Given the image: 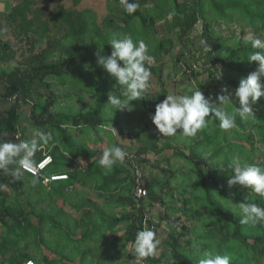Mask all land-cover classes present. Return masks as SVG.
<instances>
[{"label": "trees", "instance_id": "16d2710c", "mask_svg": "<svg viewBox=\"0 0 264 264\" xmlns=\"http://www.w3.org/2000/svg\"><path fill=\"white\" fill-rule=\"evenodd\" d=\"M18 1L16 4L10 3L7 22L0 25V62L14 58L15 40H26V43H31L32 48L26 50L29 55L25 56L24 62L15 64L12 72L0 74V107L4 106L0 110V137L19 142V137L22 136L20 108L28 104L31 108L30 117L35 125L44 128V132L53 133L52 141L36 153L34 160L36 162L49 154L53 161L42 176L38 177L35 185L31 183L33 175L28 172H24L19 180H13L10 175L0 171V184L5 185L0 190V264H24L29 260L37 261L38 264L134 262L132 249L128 247L133 245L136 232L144 229L145 216L150 215L149 206L166 204L162 189L166 187L171 190L172 181L178 180L181 171L179 166L171 164L168 168H161L165 174L169 173L167 177H150L145 173L143 186L148 194L141 200L137 211L132 197L136 172L134 165L144 171L145 164L149 163L144 155L149 150L159 154L165 149H172L173 156L184 160L187 165L185 179L183 177L179 181V187L185 193L191 189L190 196L180 199L183 208L176 210L191 211L192 217L196 221H202L203 225L202 230L196 232L184 225H180L179 229L178 221L171 222L169 240L164 242L169 245L170 252L159 257H149L144 261L145 264H197V259L205 250L229 255L231 264H264V222L254 227L241 225L240 215L231 210L236 209L242 201L264 207V199L239 185L230 187L227 183L229 177L218 185L217 179L211 174L213 171H221L218 168V171L211 170L213 167L229 162L230 158L219 165H213V157L218 153L220 155L227 146L231 147V155L239 157L241 163H256L255 154L259 147L256 141L251 145L247 144L248 138L254 136L248 131V127L255 129L258 141L264 147V97L253 105L254 118L241 121L237 117L236 128L225 132L216 122L214 125L218 129H214L212 133L211 127L197 133L196 145L208 146L215 143L217 151L212 155L205 153L204 149H201V153L195 152V146L180 144L176 136H159L157 129L154 135L147 138L148 135L144 136L146 123L140 124V130L136 132L140 146L133 142L125 146L114 141L111 130L118 125L122 135L124 127L119 126L118 121L109 125L110 115L107 116L106 112L108 96L113 94L110 92L114 91L115 81L100 66L83 68L84 70L77 66L85 65L88 58L97 65L95 53L99 46L106 55L110 54L111 46L108 43L113 34L130 35L134 38V31L142 26L146 36L137 37V41L143 40L148 45L149 54L159 62L157 65H146L151 73H157L161 78L162 68L165 66L161 61V54L178 40L180 48L173 61V73L189 79L195 85V90L186 89L188 95L198 89L206 98L212 95L213 99L219 94H226L222 89L234 93L241 79L246 78L257 67L256 62L249 63L246 59L255 50L247 43V39L235 38L234 44L223 51V38H215L214 27L221 21L235 20L240 24L242 33L249 29L252 34L264 38V0H129L138 5L133 14H127L119 2L115 5L110 3V12L104 17L102 24H98L94 11L78 8L80 0H74V10L67 11L61 6V9L56 8L51 15L44 14L46 8L39 7L38 0ZM161 20H165L169 31L174 33V39H158L155 36L153 28ZM198 20L203 22L204 37L211 50L196 56V52L203 49L200 37L191 38ZM4 27L8 29L7 34H11L8 38L2 35L1 29ZM38 39L45 41L46 46L35 53ZM104 41L106 45H103ZM57 54L59 57H56ZM205 64L209 67H205ZM220 73L221 76L217 79L216 75ZM75 74L78 79L73 82ZM48 77L61 82L65 88L63 96L56 95L53 90L47 95L39 90V86ZM200 77L202 81L198 80ZM160 82L162 89L153 95L148 104L145 102V94L142 99L137 100L138 104L135 106L138 109L141 107L144 115L149 111L154 114L156 104L168 95L164 81ZM87 94L95 100L94 105L85 102L77 106L76 99L80 100ZM59 100L66 101L67 105L55 107ZM231 104L232 108L237 106L234 101L229 105ZM53 107L55 111L51 109ZM77 129L90 138L92 145L73 135ZM101 133L108 138L110 146H121L128 153L125 161L114 165L111 171H106L99 165L104 146V136ZM132 134L128 131V136ZM221 136L228 141L220 140ZM160 140L165 141L162 146H159ZM186 148L190 149L187 151ZM205 155L207 157H202ZM259 156L263 158L259 164L264 167V152ZM205 169L208 170V175L205 174ZM196 173L205 176L204 189L198 195V184L190 183L191 178L195 179ZM52 174H65L67 177L49 182L48 189L43 185V178H49ZM184 180L185 186L182 183ZM76 186L95 190L102 197V203L98 204L85 196ZM6 188L14 191V194ZM165 194L169 196L170 193ZM21 195L25 196L22 198ZM66 204L76 210V218L66 213ZM117 208L120 209V214L115 211ZM174 211L175 208L169 206L159 216L170 221ZM153 221H148L147 229L154 230L157 235V224ZM120 227L125 231L119 235L117 229ZM76 228L80 231L77 232ZM187 232H195L196 235L194 239L190 238L184 243L181 238ZM107 234L115 236L109 239ZM193 242L202 244L200 252H196Z\"/></svg>", "mask_w": 264, "mask_h": 264}, {"label": "clouds", "instance_id": "9594fccd", "mask_svg": "<svg viewBox=\"0 0 264 264\" xmlns=\"http://www.w3.org/2000/svg\"><path fill=\"white\" fill-rule=\"evenodd\" d=\"M123 10L131 15L138 5L129 0H119ZM264 35V33H262ZM205 50H211L206 41L200 42ZM247 43L255 51L247 56L249 63L256 62L257 67L246 78L241 79L234 93L228 89H222L226 94H219L213 99L206 98L200 89L186 94H169L160 103L156 104L155 112L151 120L158 130L159 136L174 137L180 133V139L192 138L197 133L208 127L209 121L215 119L219 122L218 127L227 132L237 127V117L241 121H248L254 118L253 105L257 104L261 97H264V38L252 34L247 38ZM111 46L110 54H102L103 48L99 45L95 53L96 64L102 67L115 81L112 91L108 96L107 103L114 110L135 109L131 102L143 98L145 91L150 87L151 71L146 65L155 63V58L149 54L148 45L143 40L134 41L130 35L119 33L113 34L108 43ZM221 73L216 75L219 79ZM119 90V95L114 94ZM237 105L229 111L230 102ZM53 139L52 132H43L39 129L33 132L32 138L27 141H13L0 137V171L10 175L13 180H19L22 174L27 171L33 174L31 183L38 182L36 172V153L42 150L43 146L49 144ZM127 151L121 146L105 147L99 159V165L106 171H111L117 163H123ZM47 163V161H45ZM40 168L44 164L39 165ZM229 174L228 185H239L247 188L253 194L264 199V167L259 163H241L239 157L229 160L226 165L216 167ZM139 175V172L137 173ZM5 185L0 184V190ZM231 209V208H228ZM233 213L239 214L241 225L256 226L264 222V207L256 203L239 202ZM160 245L156 232L152 229H141L136 232L132 247L134 264H143L149 258L154 257ZM197 264H231L229 255H220L212 250L202 252Z\"/></svg>", "mask_w": 264, "mask_h": 264}, {"label": "rangeland", "instance_id": "374dc122", "mask_svg": "<svg viewBox=\"0 0 264 264\" xmlns=\"http://www.w3.org/2000/svg\"><path fill=\"white\" fill-rule=\"evenodd\" d=\"M14 0H6V2H4V4L0 7V20H5L6 19V11L11 7V4ZM117 2H119L118 0H80L79 2V9H89L92 12L94 11L96 16H97V22L98 24H102L103 19L105 16H107V14H109L110 9L108 7V4L112 3V4H116ZM11 3V4H10ZM38 6L39 7H45V11L44 14L45 15H51L53 11L56 10V8H60L61 6L65 7V9L67 11L69 10H74V0H38ZM96 28V27H94ZM156 32V37L158 39H162V38H171L174 39V33L169 31V28L167 27L165 20H161L160 22H158V24H156L155 28H153ZM215 38L221 37L223 38V51H226L228 49L229 46H232L234 44V39L236 38L237 40L241 39V38H245L247 39L249 35H252V31L249 29L245 30V33H242L241 31V26L239 23H237V21L232 20L229 22H223L221 21L219 24H217L215 27ZM3 30V28L1 29ZM8 33V29L6 27H4V30L2 32V35L4 36V38H8L11 34H7ZM134 35L135 37L133 38L134 41H137V37L140 38L146 36V32L145 30H142V26L140 28H138V31H134ZM234 34V35H233ZM142 39V38H141ZM37 47H35L34 52H39L42 48H44L46 46L45 41H42L40 39L37 40ZM176 44H174L171 48L167 47L164 52L161 54V61H163L164 63V67L162 68L163 71L161 72V78L158 76L157 73H151V79H150V87L145 91V102L146 104H148L150 102V100L152 99L153 95L157 94L158 92H160V90L162 89V83L160 82V80H163L165 83V88L168 90V95L169 94H186L188 95L189 92L186 91V89H193L195 90L196 87L195 85L189 80L186 79L184 77L178 76L177 74L173 73V61L176 57V53L179 51V42L178 40L175 41ZM103 45H106L105 41L103 42ZM31 43L27 42L26 40L23 42L17 41L15 40V42L13 43V48L14 50H16V54L14 56V58L10 61L7 62H0V74L1 73H10L12 72V70L14 69L15 64H17L18 62H24L25 56L29 55V52H27V49H30L32 47ZM89 49H92L91 47ZM196 49V47H195ZM197 50V49H196ZM83 53H85L83 51ZM23 54H25L23 56ZM103 54L106 55V53L103 51ZM227 54V53H226ZM86 56H90V54H86ZM56 57H59V55L57 54ZM159 64V62H156L152 64V65H157ZM77 66H80L82 68H80V70H84L83 68H97L98 65H95L91 59H87L85 61V65L84 64H77ZM76 69V68H75ZM74 69V72L76 73V70ZM85 71H87L85 69ZM170 73V74H168ZM73 82L75 80L78 79V77L76 76V74L73 77ZM203 78V76H202ZM202 78H198V80L202 81ZM62 79V78H61ZM264 78H262L263 80ZM72 82V83H73ZM196 82L198 83V81L196 80ZM47 84H49L50 86H47ZM74 84V83H73ZM71 85V84H70ZM73 86V85H71ZM114 89V88H113ZM39 90L44 93V94H49V92H51L50 90H53L54 92H56V95L60 94V97L63 96V94H65V88H63V85L61 84V82L59 80H56L55 78H50L48 77L44 83H42V85L39 86ZM115 91V89H114ZM117 94L119 95V90L116 91ZM72 93V92H71ZM72 95H75L72 93ZM76 96V95H75ZM210 97L214 98L212 95H209ZM94 101L93 97L90 94L85 95L82 99H76V105L80 106L83 103H87L88 105H94ZM73 103V102H72ZM133 105H137L138 101H132L131 102ZM142 104V103H141ZM65 105H67L66 101H58L57 104L55 105V107L58 108V106L60 107H64ZM91 105V106H92ZM7 107H9L10 105H6ZM233 104L229 105V108H232ZM55 107L51 108L52 110L55 111ZM30 105L28 104H24L21 106L20 108V113H21V130L20 133L22 134V136L19 137L18 141H27L30 140V138H32L33 132L37 129H39L40 131H45L44 128L39 127L37 125H35L34 121L32 120V118L30 117ZM230 111V109H229ZM106 112H107V116H109V125H114L116 121H118V123L120 124L119 126L124 127L123 128V134L121 135L119 133V128L118 125L113 126L112 133L114 136V141L115 142H120L122 144H125V146H129L131 144V142H133L136 146H140V143L137 138H136V132H139L140 130V124L146 123L147 124V129L144 133V136L148 135L147 138H149L151 136V134H155L156 133V127L153 124L152 120H151V116L153 115V112L149 111L147 112L146 115H144L142 113V108L140 107L138 109L137 106H135V109L132 112H129L127 110H114V108L109 104L106 106ZM144 115V116H143ZM219 124V122L215 119H211L209 121V126L211 127V131L210 133H212L214 131V129H218L216 127V125L214 124ZM24 129V131H23ZM110 130V128H108ZM128 131H131L132 136H128ZM248 131H251L252 134H254V136H250L247 140V144L251 145L253 141H256V145L259 147V150L256 152V163H259L261 160H263L262 156L260 157L259 155L261 153L264 152V147L261 145V143L258 141L257 138V134L254 128L252 127H248ZM209 132V131H208ZM73 135L77 136L79 138V140H86V143L89 145L91 144V140L90 138H87L88 136L86 134H81L80 131L77 129L73 132ZM101 135L104 136L103 133H101ZM199 134H197L195 137L192 138H185V139H180V133H177L176 135V140L183 145H186L187 147H192L195 146V148L193 150H195V152L201 153L202 150L204 149L205 153L212 155V153L214 151H217V146L214 144H210L208 146L206 145H196L195 143V138L198 136ZM25 136H27V138H25ZM203 137V136H202ZM145 138V137H144ZM224 139L226 142L228 141L226 137L221 136L220 140ZM169 142L172 140H168ZM167 141V142H168ZM165 141L160 140L159 141V146H162L164 144ZM175 143V142H174ZM193 143V144H192ZM105 147H110L109 145V140L106 136H104V146ZM190 148H186V150L188 151ZM133 153V152H132ZM131 153V154H132ZM231 147H225L224 150L222 151V153L219 155L216 154L213 158V165H219L222 163V161H227L229 158H234V156L231 155ZM217 156V157H216ZM144 157L148 158L147 160H149L148 164H145V170H144V174L146 173L147 176L150 177H154L157 176V178H164L167 177L169 175V173L165 174L161 168H168L169 166H171V164H175L176 166H179L181 168L180 171V177L178 178V180L176 181V179H174L172 181V186L173 188L171 190H169L168 188L164 187L162 189V194L165 197L166 200V204H160V203H156L153 204L152 206H149L148 210L150 215L152 216V220H154L153 222H155L157 224V238L160 240V243H162L160 245V247L157 249V253L155 255V257H159L161 254H168L170 252V247L169 245L165 244L164 242L166 240H169L170 237V226L169 224L171 222L178 221L177 227L180 229V225H184L188 228H190L191 230L194 231H198L202 230L201 227L203 225L202 221H196L193 217H192V212L186 210L185 212L183 210H181L183 208V203L180 199H184L188 196H190V190H188L187 193L182 192V188L179 187V181L185 179V173L184 171H186L187 169V165L184 162V160L182 159H178L176 157L173 156V150L172 149H165L163 152L161 153H156L155 151L149 150L148 153L146 155H144ZM202 157H207L202 156ZM168 160L169 162L165 161ZM81 163H84V161L81 160ZM217 167V166H216ZM216 167H213L211 170H217L218 169ZM193 168V166H192ZM205 174L208 175V170H204ZM212 176H214L215 179H217V184L219 185V183L221 181H224L225 178L229 177V174H227L226 172H222V171H218L217 173L215 171L211 172ZM195 179L193 180L192 178L190 179V183L191 185L193 183H195V185H197V195L201 194V190L204 189V184H205V176H203L201 173H196V175H194ZM184 177V178H183ZM183 178V179H182ZM185 182V183H184ZM183 185H186V181L184 180ZM43 185H45L46 187H50V183L49 182H43ZM213 185V184H211ZM216 185V184H214ZM192 187V186H190ZM77 190L82 191L83 194L87 197L92 198L94 201L98 202V204H101L103 199L102 197H100L95 190L90 189V188H83L81 186H76ZM187 189V188H186ZM9 192L13 195L14 191L9 190ZM170 193L169 196H167L165 193ZM194 194H196V191H194ZM22 198L25 195H21ZM172 206L173 208H175V211L172 213V217L170 221H167L166 219H164L163 217L160 218V216L163 215V212L166 210L167 207ZM198 207V206H195ZM178 208H181L180 210H176ZM65 211L68 215L72 216L73 218L77 217V213L76 210L69 204L65 205ZM115 211L117 212V214H120L121 211L119 208L115 209ZM160 215V216H159ZM76 231L79 232L80 229L76 228ZM118 233L117 234H122L125 229L120 227L119 229H117ZM109 239H113V237L115 236L114 234H107ZM195 232H187L183 238H181L182 242H187L188 239H194L195 237ZM193 246L195 247L196 252H200V250L202 249V244H199L197 242H193ZM133 245H129L128 249H132ZM43 248V247H42ZM48 254H50V252L47 251ZM125 264V262H124ZM129 264H134V262H130ZM165 264V263H162Z\"/></svg>", "mask_w": 264, "mask_h": 264}, {"label": "built area", "instance_id": "2783aa9c", "mask_svg": "<svg viewBox=\"0 0 264 264\" xmlns=\"http://www.w3.org/2000/svg\"><path fill=\"white\" fill-rule=\"evenodd\" d=\"M194 37H200V42L202 40L206 41V39L204 37V25H203V22H201V20L197 21L196 26H195V30L191 34V38H194ZM201 46L203 47V49L200 50V51H198L199 49H197L198 52H196V56H199V54L201 52L203 54H205L207 52L205 50V46L202 45V44H201ZM208 48L211 49L209 46H208ZM204 66L205 67H209L208 64H205ZM12 100H13V98H12ZM131 155L133 156V153ZM45 161H47V163H45ZM52 161H53V158L49 154H45L40 160L36 161V166H37L36 167V172H37V176L38 177L42 176L43 171L52 163ZM40 164H44V167L40 168L39 167ZM134 169H135L136 172L134 174V176H135V186H134V189L132 191V197H133L134 202H135L136 210L138 211V209L141 206V200L144 199L147 196L148 191L143 186L144 171H142V169L136 164L134 165ZM25 172H27V171H25ZM138 172H139V175H137ZM28 173L32 174L31 172H28ZM66 177H67V175H65V174H52L51 176H49V178H47V177L43 178V182L44 183L45 182H51V181H54V180H57V179L66 178ZM149 220H152V217L149 214H147L145 216V219H144V229H147ZM25 264H36V263L31 261V260H29ZM143 264H145V262H143Z\"/></svg>", "mask_w": 264, "mask_h": 264}, {"label": "crops", "instance_id": "0c3cea01", "mask_svg": "<svg viewBox=\"0 0 264 264\" xmlns=\"http://www.w3.org/2000/svg\"><path fill=\"white\" fill-rule=\"evenodd\" d=\"M4 2H6V0H0V7L4 4ZM17 2H19V1H18V0H14V1H13L14 4H16ZM5 14H7V15H6V19H7V18H8L9 11H6ZM6 19H5V20H0V25H2V24H4L5 22H7ZM2 32H3V30H2ZM0 76H1V75H0ZM0 78H1V77H0ZM2 107H4V106H2ZM2 107H0V110L3 109ZM6 190L9 192L10 189H9V188H6ZM31 261H33V262H35L36 264H38L37 261H34V260H31ZM25 263H26V262H25ZM25 263H24V264H25Z\"/></svg>", "mask_w": 264, "mask_h": 264}, {"label": "water", "instance_id": "95a60500", "mask_svg": "<svg viewBox=\"0 0 264 264\" xmlns=\"http://www.w3.org/2000/svg\"><path fill=\"white\" fill-rule=\"evenodd\" d=\"M3 30H4V28H3Z\"/></svg>", "mask_w": 264, "mask_h": 264}]
</instances>
